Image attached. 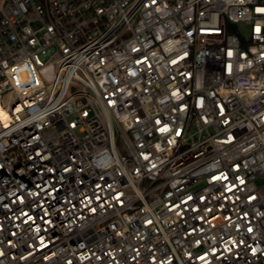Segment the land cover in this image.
<instances>
[{"label":"built area","instance_id":"obj_1","mask_svg":"<svg viewBox=\"0 0 264 264\" xmlns=\"http://www.w3.org/2000/svg\"><path fill=\"white\" fill-rule=\"evenodd\" d=\"M0 264H264V0H0Z\"/></svg>","mask_w":264,"mask_h":264},{"label":"bare ground","instance_id":"obj_2","mask_svg":"<svg viewBox=\"0 0 264 264\" xmlns=\"http://www.w3.org/2000/svg\"><path fill=\"white\" fill-rule=\"evenodd\" d=\"M2 119H3V121H6L5 119H6V117H4V116H2Z\"/></svg>","mask_w":264,"mask_h":264}]
</instances>
